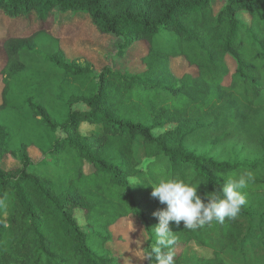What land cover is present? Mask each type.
<instances>
[{
  "label": "trees",
  "instance_id": "16d2710c",
  "mask_svg": "<svg viewBox=\"0 0 264 264\" xmlns=\"http://www.w3.org/2000/svg\"><path fill=\"white\" fill-rule=\"evenodd\" d=\"M55 9L86 13L100 34L120 41L118 56L143 42V71L105 67L95 75L90 65L67 62L46 25ZM0 10L42 21L31 35L3 42L0 264H110L105 244L120 219L137 216L155 243L153 212L166 205L151 196V184L179 178L203 199L222 196L225 178L248 173L235 219L195 230L170 222L174 245L208 253L174 262L264 264V0H0ZM177 57L196 74L176 78L169 64ZM83 123L95 128L82 135ZM33 148L44 165L33 164ZM7 157L17 166L5 170Z\"/></svg>",
  "mask_w": 264,
  "mask_h": 264
},
{
  "label": "rangeland",
  "instance_id": "374dc122",
  "mask_svg": "<svg viewBox=\"0 0 264 264\" xmlns=\"http://www.w3.org/2000/svg\"><path fill=\"white\" fill-rule=\"evenodd\" d=\"M223 3L216 2V11H219ZM238 20L245 26L250 25V17L247 13H240ZM47 27L51 30L54 37L58 38L60 48L67 62H76L82 66L90 65L95 75H98L105 67H110L113 71L120 74L133 75L143 71L140 63L141 58L146 54V47L143 42H135L123 53L118 56L120 41L99 33L93 25L90 17L84 12L68 11L63 13L61 10L55 9L49 15ZM50 25V26H49ZM42 26L39 15L31 12L26 16L18 18H9L0 10V72L6 63V57L3 51V42L10 37H26L37 31ZM227 62L233 71L236 68L235 62L228 57ZM169 68L176 78H181L184 74L195 75V69L186 66L182 58L170 59ZM3 89L2 76L0 74V105L1 92ZM82 109V107H78ZM95 127L87 123H83L79 127L82 135H88ZM162 132H154V136H158ZM134 152L140 164V169L145 170L149 160L145 158L143 145L140 138L134 142ZM29 154L32 162L36 166H42L47 159L43 157L36 149H30ZM17 166V163L10 157L2 162V167L7 170ZM93 169L89 164L84 165L86 173ZM136 179H129V184L134 185ZM74 217L82 226L83 212L76 210ZM110 240L105 246L110 251V264H144V257L148 253L151 246L148 245V235L145 228L140 224L137 216L130 215L127 218L120 219L109 228ZM172 250L175 256L186 253L198 255H208L204 249L191 245L183 247L182 245H174Z\"/></svg>",
  "mask_w": 264,
  "mask_h": 264
},
{
  "label": "clouds",
  "instance_id": "9594fccd",
  "mask_svg": "<svg viewBox=\"0 0 264 264\" xmlns=\"http://www.w3.org/2000/svg\"><path fill=\"white\" fill-rule=\"evenodd\" d=\"M251 179V173L225 178L222 196L206 193L203 199L198 195L197 187L179 178L161 179L151 184V196L166 207L153 212L158 219V224L153 227L155 243L144 259L149 264L153 257L156 264H175L172 250L175 236L169 227L170 222L179 225L182 221L185 228L195 230L214 220L235 219L246 203L242 190Z\"/></svg>",
  "mask_w": 264,
  "mask_h": 264
}]
</instances>
